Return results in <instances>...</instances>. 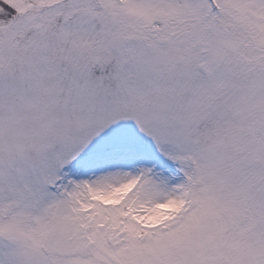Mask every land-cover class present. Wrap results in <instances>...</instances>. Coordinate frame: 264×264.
<instances>
[{"label":"snow or ice","instance_id":"1","mask_svg":"<svg viewBox=\"0 0 264 264\" xmlns=\"http://www.w3.org/2000/svg\"><path fill=\"white\" fill-rule=\"evenodd\" d=\"M0 264H264V0H0Z\"/></svg>","mask_w":264,"mask_h":264}]
</instances>
